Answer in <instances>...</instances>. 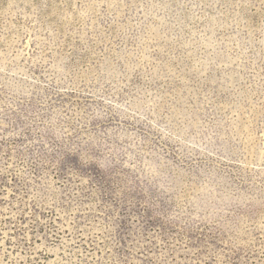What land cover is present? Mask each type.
<instances>
[{"label": "rangeland", "instance_id": "374dc122", "mask_svg": "<svg viewBox=\"0 0 264 264\" xmlns=\"http://www.w3.org/2000/svg\"><path fill=\"white\" fill-rule=\"evenodd\" d=\"M0 264H264V0H0Z\"/></svg>", "mask_w": 264, "mask_h": 264}]
</instances>
